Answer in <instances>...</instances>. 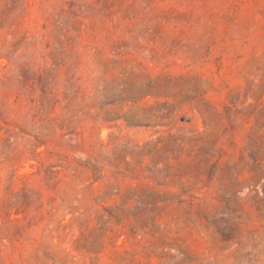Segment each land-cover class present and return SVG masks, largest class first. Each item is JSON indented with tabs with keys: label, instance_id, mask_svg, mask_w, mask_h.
Wrapping results in <instances>:
<instances>
[{
	"label": "rangeland",
	"instance_id": "rangeland-1",
	"mask_svg": "<svg viewBox=\"0 0 264 264\" xmlns=\"http://www.w3.org/2000/svg\"><path fill=\"white\" fill-rule=\"evenodd\" d=\"M0 264H264V0H0Z\"/></svg>",
	"mask_w": 264,
	"mask_h": 264
}]
</instances>
